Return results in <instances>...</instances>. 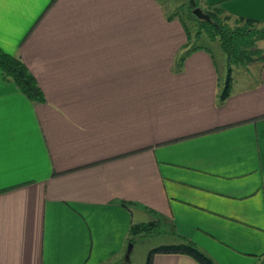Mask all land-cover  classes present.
I'll use <instances>...</instances> for the list:
<instances>
[{
    "label": "crops",
    "instance_id": "crops-1",
    "mask_svg": "<svg viewBox=\"0 0 264 264\" xmlns=\"http://www.w3.org/2000/svg\"><path fill=\"white\" fill-rule=\"evenodd\" d=\"M197 1L264 27V0ZM186 42L162 0H0V49L44 95L0 70V264H127L161 216L216 264H264V59L220 99L226 57L178 65Z\"/></svg>",
    "mask_w": 264,
    "mask_h": 264
},
{
    "label": "trees",
    "instance_id": "trees-1",
    "mask_svg": "<svg viewBox=\"0 0 264 264\" xmlns=\"http://www.w3.org/2000/svg\"><path fill=\"white\" fill-rule=\"evenodd\" d=\"M196 5L199 6L197 0ZM188 7V14L196 18L198 21V28L196 30V35L199 36L200 32L203 31L209 39L212 41H217L220 49L225 54L227 62V73L224 79L223 87L219 93V98L223 99L227 96L229 88L231 86V71L232 64H243L253 60L254 56H262L259 54L258 48L251 47V37L254 34L264 37V27L257 26L256 20L251 18H235L234 25L229 24L226 19L231 18L228 14H225L220 8L217 7H207L203 10L207 12L210 16L209 20L200 19L194 15L192 12V6L189 0L186 1ZM169 18L175 17L174 15L168 14ZM186 33L187 42L185 43V50H183L179 55L178 65L181 64L185 54L194 48L205 47L209 49L208 46L203 44H190L189 43V28L186 23L177 17ZM210 50V49H209ZM255 56V57H258ZM264 59V56H262ZM259 58V57H258ZM0 70L3 76L12 80L17 86L33 101H42L44 99L43 92L37 83V80L33 73L29 70L24 61L17 55L0 49ZM156 220L141 222L132 224L129 228L130 233H141L145 234L155 229ZM133 242L132 239L129 238ZM156 251L163 252H184L192 256L195 260L201 264H216L214 260L204 252L197 244L184 236L178 235V241L173 243H165L156 247H153L150 251L152 255ZM150 263V259L148 264Z\"/></svg>",
    "mask_w": 264,
    "mask_h": 264
},
{
    "label": "rangeland",
    "instance_id": "rangeland-1",
    "mask_svg": "<svg viewBox=\"0 0 264 264\" xmlns=\"http://www.w3.org/2000/svg\"><path fill=\"white\" fill-rule=\"evenodd\" d=\"M186 1L187 0H162V4L167 14L174 15L175 17H180L186 23L189 28L190 38L188 41L189 43L191 42L190 44H203L208 46L214 54L217 63L225 62V54L220 49L217 41H212L211 39H209L203 31L200 32L199 36H195L196 30L198 28V21L196 18H193V16L188 14L189 10ZM199 6L204 9V7L200 3ZM226 21L231 25L235 24L233 18H227ZM257 26L259 27L261 25ZM250 40L252 42L251 47L258 48L260 50L259 54L264 56V37H260L259 35L254 34ZM255 56H258V54ZM255 56L253 57V60L263 59L262 56H258L259 58ZM225 69L226 66L224 63V65L221 66L220 70L222 73V77H225L226 75ZM154 227V230H151L150 232L145 234H129L128 238L132 239L133 242L131 241L132 248L131 252L129 253V261L127 262V264H148L151 256L150 251L153 247L178 241V235L175 233V231L172 230L169 221L164 219L163 216L157 219ZM129 243L130 240L127 239L126 248Z\"/></svg>",
    "mask_w": 264,
    "mask_h": 264
},
{
    "label": "water",
    "instance_id": "water-1",
    "mask_svg": "<svg viewBox=\"0 0 264 264\" xmlns=\"http://www.w3.org/2000/svg\"><path fill=\"white\" fill-rule=\"evenodd\" d=\"M189 3L192 6V12L194 13L195 16H197L200 19H205V20H209L210 16L207 12H205L200 6L196 5V1L195 0H189ZM132 242L130 241V243L128 244L127 248H126V252H125V256L129 257V253L131 251L132 248Z\"/></svg>",
    "mask_w": 264,
    "mask_h": 264
}]
</instances>
